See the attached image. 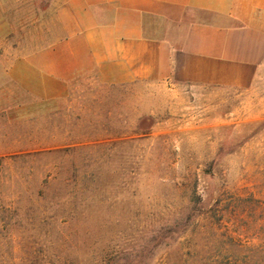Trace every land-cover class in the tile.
<instances>
[{
	"label": "rangeland",
	"instance_id": "374dc122",
	"mask_svg": "<svg viewBox=\"0 0 264 264\" xmlns=\"http://www.w3.org/2000/svg\"><path fill=\"white\" fill-rule=\"evenodd\" d=\"M51 1L0 0V264H264V67L248 89L82 77L47 104L10 69Z\"/></svg>",
	"mask_w": 264,
	"mask_h": 264
},
{
	"label": "crops",
	"instance_id": "0c3cea01",
	"mask_svg": "<svg viewBox=\"0 0 264 264\" xmlns=\"http://www.w3.org/2000/svg\"><path fill=\"white\" fill-rule=\"evenodd\" d=\"M43 48L11 79L47 104L79 78L248 89L264 67V0H52Z\"/></svg>",
	"mask_w": 264,
	"mask_h": 264
},
{
	"label": "trees",
	"instance_id": "16d2710c",
	"mask_svg": "<svg viewBox=\"0 0 264 264\" xmlns=\"http://www.w3.org/2000/svg\"><path fill=\"white\" fill-rule=\"evenodd\" d=\"M181 223H183V222L181 221ZM184 227H185V225H184Z\"/></svg>",
	"mask_w": 264,
	"mask_h": 264
}]
</instances>
